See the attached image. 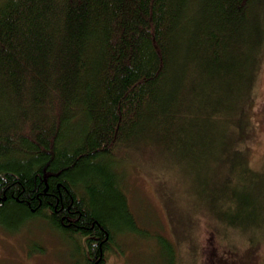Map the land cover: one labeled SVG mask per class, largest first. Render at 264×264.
<instances>
[{
    "label": "trees",
    "instance_id": "obj_1",
    "mask_svg": "<svg viewBox=\"0 0 264 264\" xmlns=\"http://www.w3.org/2000/svg\"><path fill=\"white\" fill-rule=\"evenodd\" d=\"M263 52L264 0H0V220L42 215L107 264L148 237L115 166L165 155L202 242L162 237L163 261L264 264V162L240 146Z\"/></svg>",
    "mask_w": 264,
    "mask_h": 264
},
{
    "label": "rangeland",
    "instance_id": "obj_2",
    "mask_svg": "<svg viewBox=\"0 0 264 264\" xmlns=\"http://www.w3.org/2000/svg\"><path fill=\"white\" fill-rule=\"evenodd\" d=\"M261 57L246 110V139L240 144L249 164L256 168L264 162V52ZM158 159L148 172L125 164L118 170L115 166L119 176L126 172L123 186L128 207L139 224L145 226L148 237L142 238L131 231L125 238L115 237L118 254L113 253L107 264H166L163 253L168 258V250L162 237L184 253L189 251V245L196 252V244L202 242L200 238L193 241L190 234L185 237L190 230L186 203L190 202L187 197L191 198L189 190L194 174L183 163L169 161L165 155ZM82 244L74 233L61 231L42 215L29 216L14 226L0 220V264H84ZM172 261L177 263L176 258Z\"/></svg>",
    "mask_w": 264,
    "mask_h": 264
}]
</instances>
